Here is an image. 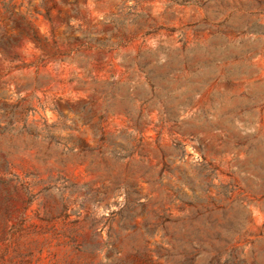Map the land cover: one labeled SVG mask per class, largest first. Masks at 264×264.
Returning <instances> with one entry per match:
<instances>
[{"label":"rangeland","instance_id":"obj_1","mask_svg":"<svg viewBox=\"0 0 264 264\" xmlns=\"http://www.w3.org/2000/svg\"><path fill=\"white\" fill-rule=\"evenodd\" d=\"M0 264H264V0H0Z\"/></svg>","mask_w":264,"mask_h":264}]
</instances>
